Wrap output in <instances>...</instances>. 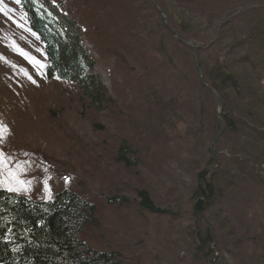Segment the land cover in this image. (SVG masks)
<instances>
[{"label":"rangeland","instance_id":"374dc122","mask_svg":"<svg viewBox=\"0 0 264 264\" xmlns=\"http://www.w3.org/2000/svg\"><path fill=\"white\" fill-rule=\"evenodd\" d=\"M60 1L105 96L36 77L25 16L0 0V188L33 201L78 194L95 206L80 238L120 264H264V0H191L182 24L166 15L197 61L157 0ZM208 228L215 250L192 234Z\"/></svg>","mask_w":264,"mask_h":264},{"label":"trees","instance_id":"16d2710c","mask_svg":"<svg viewBox=\"0 0 264 264\" xmlns=\"http://www.w3.org/2000/svg\"><path fill=\"white\" fill-rule=\"evenodd\" d=\"M15 1L25 15L32 35L44 44L46 76L76 82L86 99L93 103L101 102L105 88L91 73L93 60L90 53L69 30L66 34L61 30L56 15L47 7L48 1L55 3V9L63 7V2ZM202 1L206 3L209 0ZM156 3L173 24H182L181 19L186 18L191 10V0L169 3L157 0ZM218 77L220 84L223 80L232 79L231 74L211 75L213 81ZM213 87L220 90L214 83ZM209 188H213L212 185ZM200 192L199 188L196 195ZM199 203L196 209L202 211L200 206L203 203ZM148 208L152 210L153 206ZM94 211L91 204L73 192H59L52 202L45 203L27 201L0 190V264H118L106 254H94L91 259L82 258L85 247L78 235L83 223L92 220ZM192 234L195 237V232ZM195 250L198 253L200 247Z\"/></svg>","mask_w":264,"mask_h":264},{"label":"water","instance_id":"95a60500","mask_svg":"<svg viewBox=\"0 0 264 264\" xmlns=\"http://www.w3.org/2000/svg\"><path fill=\"white\" fill-rule=\"evenodd\" d=\"M212 245H213V243H212Z\"/></svg>","mask_w":264,"mask_h":264}]
</instances>
